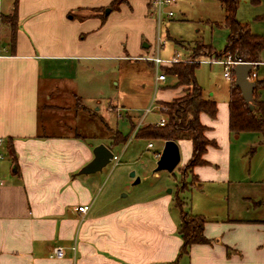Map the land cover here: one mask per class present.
<instances>
[{
    "label": "crops",
    "instance_id": "0c3cea01",
    "mask_svg": "<svg viewBox=\"0 0 264 264\" xmlns=\"http://www.w3.org/2000/svg\"><path fill=\"white\" fill-rule=\"evenodd\" d=\"M112 1L17 0L12 45L10 24L2 17L12 14L14 0H0V264H264V212L261 218L221 219L208 216L210 206L193 196L187 205L193 214L205 217L209 242L193 244L180 254L175 195L202 192L206 182L215 188L219 182L230 183L228 97L215 101V117L200 114L205 135L215 144L206 148V164L189 173L196 176L199 188L176 187L173 197L156 190L143 197L126 193L120 199H98L101 170L77 174L92 159L99 140L86 141L82 123H74L85 105L73 111L51 98L68 87L62 66L74 60L154 55L147 53L156 24L148 14V0H126L111 9ZM156 55L160 57L159 51ZM156 76L155 83L166 80L165 74L164 80ZM174 88L178 91L166 100L183 93L180 86ZM161 119L162 114L157 122ZM177 144L179 152L181 145L184 148L182 166L190 157L191 142ZM117 157L114 165L120 162ZM214 190L213 195L224 193ZM78 206L87 209L80 212ZM56 248L62 251L60 257L54 255Z\"/></svg>",
    "mask_w": 264,
    "mask_h": 264
},
{
    "label": "rangeland",
    "instance_id": "374dc122",
    "mask_svg": "<svg viewBox=\"0 0 264 264\" xmlns=\"http://www.w3.org/2000/svg\"><path fill=\"white\" fill-rule=\"evenodd\" d=\"M237 1L236 19L246 24L252 33L264 36V0H258L257 3L251 0ZM170 9L174 16H164L160 27L156 22L149 36L151 46L147 53L156 55L159 51L164 60L172 56L187 60L195 51L202 52L197 58L200 64L195 70V78L202 89V95L204 98L214 99L217 103L226 101L230 80L223 76L221 64L207 62L215 57L211 56L206 48L212 47L211 50L219 53L226 44L228 31L223 25L225 11L221 3L219 0H177ZM142 42L144 43L145 39ZM261 60L264 61V50ZM164 68L166 67H160L156 71L153 64L145 60V56L137 59L111 57L102 60H74L62 66L61 71L68 77V87H62L57 93V98L55 93L51 98L59 105L73 108L75 106L72 94L76 93L81 97L82 104L87 109L79 112L74 123H82L85 140L103 142L105 124L127 138L124 144L112 149L115 155H119L120 162L114 165L112 160L101 170L103 179L96 194L98 199H120L126 193L129 197H143L156 190L169 193L173 197L176 187L188 189L196 185L191 176L181 178L180 164L172 172L154 171L157 161L155 151L160 152L163 143L156 139L141 138L136 134L137 130L139 132L146 125H157L165 109L162 103L170 101L166 100L169 94L173 95L178 91L175 88L170 89L176 83L172 76L166 75L165 81L155 83V76L164 72ZM253 72L256 73L258 81L264 80V64L254 67ZM256 93L264 99V86L258 87ZM146 109L149 110L148 113H145ZM118 112L122 117L117 116ZM44 114L41 113L43 123ZM56 130L49 129V132ZM219 135L218 133L217 136ZM219 140V145H222ZM148 143H152L154 147L148 148ZM183 151L181 145V161L184 158ZM131 172H134L133 177L130 176ZM137 177L140 182L134 183ZM228 178L230 183L219 182V188L206 182L202 192L191 190L180 197L187 198L188 205L192 196L195 199L200 197L201 203L210 206L209 210L212 212L208 216L217 215V218L221 219L228 216L261 218L264 212V205L259 206L261 201L264 203L262 134L243 131L231 137ZM214 189L224 193L217 192L213 195ZM185 199L183 200L186 205Z\"/></svg>",
    "mask_w": 264,
    "mask_h": 264
},
{
    "label": "trees",
    "instance_id": "16d2710c",
    "mask_svg": "<svg viewBox=\"0 0 264 264\" xmlns=\"http://www.w3.org/2000/svg\"><path fill=\"white\" fill-rule=\"evenodd\" d=\"M126 0H114L110 4L113 9L118 4ZM257 3L258 0H251ZM225 11L223 25L228 31L227 41L223 50L219 53L211 50L212 47H206L211 56L215 59L223 58L230 55L232 59H240L243 62L255 63L261 60L262 51L264 50V36L252 33L246 24L236 19V10L238 6L237 0H219ZM17 0H14L12 14L3 16L11 27L10 43H14L15 20H16ZM108 9V8H107ZM106 10V9H105ZM110 11V9H108ZM203 54L198 51L194 52L187 60H181L172 64H164L163 74L174 76L176 78L175 87L182 88V95L174 97L168 102L162 103L165 109L162 111L164 115L163 125H146L142 129L137 130V136L145 139H156L160 141L173 140H189L191 142V154L189 159L182 165L181 178H186L197 165L206 164L203 158L206 148L214 145L215 142L206 137L205 131L207 127L200 121V114L205 113L210 117H215L217 112L216 102L212 98H204L202 89L198 85L195 78V70L199 66L198 56ZM256 87L253 91V99L251 105L244 102L240 90L234 86V80L230 81L228 91V130L229 133L237 135L243 131H251L262 134L264 136V100H261L256 90L258 87L264 86V80H254ZM74 110L82 109L83 104L79 96L73 95ZM101 121L102 118H100ZM105 136L103 143L108 147L122 145L127 138L123 137L118 130L110 128L105 124ZM76 137L84 138L79 133H75ZM99 143H102L99 141ZM9 153L14 157L12 144H8ZM195 179L196 185L192 187L199 188L196 176L191 175ZM191 188V186L189 187ZM178 189V188H177ZM185 188H179L178 191H184ZM178 194L175 195V204L179 209L178 235L182 240L180 254L187 253L189 247L193 244L208 243L209 240L204 235L205 217L193 214L188 208V202ZM187 206V207H185Z\"/></svg>",
    "mask_w": 264,
    "mask_h": 264
},
{
    "label": "water",
    "instance_id": "95a60500",
    "mask_svg": "<svg viewBox=\"0 0 264 264\" xmlns=\"http://www.w3.org/2000/svg\"><path fill=\"white\" fill-rule=\"evenodd\" d=\"M105 12L108 13L109 10L106 9ZM143 46L147 47V44L143 43ZM251 68L252 64L249 62L237 63L233 67L234 86L240 90L244 102L248 105H251L252 103L253 91L256 87L255 81L248 79ZM92 154V159L78 170V175L91 174L102 170V168L107 165L113 157L111 149L103 143L95 145L92 148ZM179 162L180 152L177 142L173 140H165L156 161L154 171L164 170L172 172L177 167ZM130 176L133 177L134 172H131ZM134 182H139V178L137 177Z\"/></svg>",
    "mask_w": 264,
    "mask_h": 264
},
{
    "label": "built area",
    "instance_id": "2783aa9c",
    "mask_svg": "<svg viewBox=\"0 0 264 264\" xmlns=\"http://www.w3.org/2000/svg\"><path fill=\"white\" fill-rule=\"evenodd\" d=\"M176 1L177 0H148V14L155 18L158 27H160L161 20H163L164 16H166L168 18H172L174 16V12L170 8L173 5H175ZM145 60H150L154 64L156 71L164 64H172L174 62L181 61V59H179L176 56H173L170 59L164 60V59H161L158 55H152L150 57H145ZM207 62L221 64L223 67V76L225 78H228L230 81L234 80V75H233L234 65L237 63H243V61H241L240 59H236V60L232 59L230 55H226L220 59H215V58L211 59L210 58V59H208ZM199 63H200V60H199ZM251 64H252V68L249 72L248 79L254 80L256 73L253 72V68L258 66V65L264 64V61L260 60V61H257L255 63H251ZM164 78L165 77H164L163 72L158 73L156 76L157 80H164ZM117 116H121V114L118 112ZM157 124L163 125L164 120L163 119L159 120V122ZM1 143H2V140L0 139V144ZM151 146H152V143H148V147H151ZM159 154H160V152L156 153L155 156L158 158ZM2 157H3V155L0 154V158H2ZM111 160H113L115 163H117L118 157L116 155H113ZM76 209L80 212H85L87 207L86 206H78ZM54 255L56 257H60L62 255L61 249L56 248L54 250Z\"/></svg>",
    "mask_w": 264,
    "mask_h": 264
}]
</instances>
